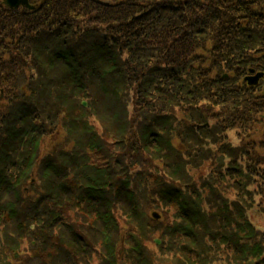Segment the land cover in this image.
<instances>
[{
  "label": "trees",
  "instance_id": "trees-1",
  "mask_svg": "<svg viewBox=\"0 0 264 264\" xmlns=\"http://www.w3.org/2000/svg\"><path fill=\"white\" fill-rule=\"evenodd\" d=\"M29 2L0 0V264H264L257 157L226 136L263 119L241 76L264 70V6ZM225 111L215 135L205 113ZM171 130L180 148L212 136L207 178L186 175Z\"/></svg>",
  "mask_w": 264,
  "mask_h": 264
},
{
  "label": "rangeland",
  "instance_id": "rangeland-1",
  "mask_svg": "<svg viewBox=\"0 0 264 264\" xmlns=\"http://www.w3.org/2000/svg\"><path fill=\"white\" fill-rule=\"evenodd\" d=\"M260 50L264 51V48H261ZM246 56L248 57L249 55H246ZM256 56L257 57L261 56V52L257 53ZM235 63L237 64V62H235ZM259 63H262V61H260ZM235 68H237V67H234V68L230 69L229 71L225 72L226 75H228L229 72L230 73L233 72L235 75ZM260 72H261L260 70H257L256 68L252 67V73H249V71L245 72V70H244L243 75L246 73L247 74L249 73L250 74V75H248L249 79H255V77ZM243 75L241 76V79L243 78ZM253 97H255V96H253ZM252 99H255V98H252ZM263 105H264V102H263ZM262 118H263L262 121L257 124V127H258L257 131L253 129L254 133L249 134L251 136H248L249 132L247 130H244V129H246V127L244 129H240V130L235 131L234 135H235L236 139L240 140V143L236 148L242 149L246 153L247 158H249V159H252L253 157L255 158V156L257 157L255 160L252 161L251 170H249V171L253 172V174L250 173V175L253 177V179H251V183H249V186L252 184V182H254L253 185H256V187H254V188L251 187V188L255 189V191H257L261 194V196L257 197V200H259V205L264 208V183H261V181H264V169L260 168L261 163L264 164V148H263L264 147V116ZM237 128L238 127L232 128V129H237ZM226 136H227V140L229 141L228 132H227ZM261 142H262V144H260ZM211 166H214L212 162L204 164L203 166H201L200 168H198L196 170V172L194 173L195 176L196 177L205 176L204 175L205 172L208 174V172L213 169V167H211ZM254 166H255L256 171H253ZM210 167H211V169L209 170ZM254 173H255V177H254ZM256 177H259V180H257ZM230 182L233 183L234 180H230ZM230 195L232 197L239 198L240 192L238 190L232 189ZM252 200H253V197L250 198V203H252ZM250 218L257 226L259 225V227L261 226V228L264 229V211L262 212L261 209H259V208H257V210H255V212H253V210H252L250 212Z\"/></svg>",
  "mask_w": 264,
  "mask_h": 264
},
{
  "label": "clouds",
  "instance_id": "clouds-1",
  "mask_svg": "<svg viewBox=\"0 0 264 264\" xmlns=\"http://www.w3.org/2000/svg\"><path fill=\"white\" fill-rule=\"evenodd\" d=\"M86 2V0H81V3L79 5V7L77 8V11H80L81 8H83L84 3ZM110 3L112 4H117L119 2V0H109ZM253 7H262L264 6V0H258L257 4L252 5ZM72 16L76 15V12H71L70 13ZM91 14V13H89ZM79 19V18H78ZM108 23H117V21L110 19L108 21ZM160 25L157 26V31L160 30ZM152 37H149V39H151ZM125 59H127V54L124 57ZM220 108L219 105H217L216 107H214L212 109V111H218ZM229 111H234V109H229ZM229 111H225L223 112L219 117H211L210 113H205V115L208 117V124H209V128L211 129L212 133L215 135H220L222 136L224 133L223 132H216L215 128L216 125L218 123V121H223L224 117L227 116L229 114ZM262 115H264V113H261ZM122 118H127L125 116H122ZM240 130L239 128L237 129H230L228 131V136H229V141L232 144L233 147H237L240 143V140L235 138V131ZM168 135H171L173 137L171 143L173 148H179L180 151V155L183 157V159L180 161L181 166L184 168V171L186 173L187 176L191 177L192 179H195V175L194 173L196 172V166L201 164L202 158L201 157H197V153H196V149L198 148H203L205 150V152H207V150L210 148L212 150L213 153V158H215V155H217L216 153V149L218 148V144H214L212 143V136L208 135L205 137V143L204 144H186L183 148H180L179 145V140L175 139V131L171 130L169 133H167ZM246 135V134H245ZM226 141L221 140L220 143H225ZM191 150V155L187 154V151ZM159 162V161H157ZM209 163H211V160H209ZM226 163V161H225ZM260 168L264 169V164L260 165ZM247 170L245 169V172ZM205 178H207V173H204ZM257 180H259V177H256ZM191 182V181H189ZM261 183H264V181H261ZM251 187H256V185H252ZM205 208H207V205H205Z\"/></svg>",
  "mask_w": 264,
  "mask_h": 264
},
{
  "label": "water",
  "instance_id": "water-1",
  "mask_svg": "<svg viewBox=\"0 0 264 264\" xmlns=\"http://www.w3.org/2000/svg\"><path fill=\"white\" fill-rule=\"evenodd\" d=\"M7 4H9L11 7H18L21 4L28 5L29 0H7ZM255 78L257 79L255 83H257L260 78V75H257Z\"/></svg>",
  "mask_w": 264,
  "mask_h": 264
},
{
  "label": "flooded vegetation",
  "instance_id": "flooded-vegetation-1",
  "mask_svg": "<svg viewBox=\"0 0 264 264\" xmlns=\"http://www.w3.org/2000/svg\"><path fill=\"white\" fill-rule=\"evenodd\" d=\"M260 71H263L264 72V70H260ZM250 73V72H249ZM244 74L243 75V79L245 80V84L248 86L249 84L247 83L248 81L246 80V77H248V75H250V74ZM249 87V86H248ZM264 87V79H262L261 81H260V83H259V86H256V87H254V90L256 89V90H259L260 88H263ZM264 91V90H263Z\"/></svg>",
  "mask_w": 264,
  "mask_h": 264
},
{
  "label": "bare ground",
  "instance_id": "bare-ground-1",
  "mask_svg": "<svg viewBox=\"0 0 264 264\" xmlns=\"http://www.w3.org/2000/svg\"><path fill=\"white\" fill-rule=\"evenodd\" d=\"M136 75L141 76V73H140V74H136ZM261 110H262V109H261ZM261 113H264V109L260 112V114H261ZM261 116L263 117L264 115L261 114ZM256 129H257V128H256Z\"/></svg>",
  "mask_w": 264,
  "mask_h": 264
}]
</instances>
